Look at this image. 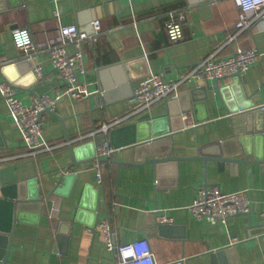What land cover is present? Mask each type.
<instances>
[{
	"label": "crops",
	"instance_id": "0c3cea01",
	"mask_svg": "<svg viewBox=\"0 0 264 264\" xmlns=\"http://www.w3.org/2000/svg\"><path fill=\"white\" fill-rule=\"evenodd\" d=\"M170 10L185 11L187 15L182 24L184 36L178 42L170 41L165 26ZM238 15L234 0H132L131 5L128 0H0V61L25 57L14 46L11 33L23 25L29 28L39 49L34 65L38 63L44 70L40 80L18 90L22 102L30 103L34 95L52 93L63 86L44 49L47 42L59 39V25L76 23L91 33L93 20H99L101 32L84 44L85 69L77 68V76L98 89L99 94L100 88L107 93L100 99L64 96L53 111H44L41 141L53 147L37 155L28 152L7 103L0 97V167L12 164L20 179L30 180L27 193L44 197L41 208L36 202H28L24 214L14 223L5 264H113L114 253L105 247L101 233L95 229L102 218L112 223L117 242L141 236L150 239L157 264L179 258H183V264H209V252L220 247L231 249L227 261L233 264H264V228L249 227V219L254 224L264 222V165L251 161L255 156H264V18L237 31ZM238 47L255 48L261 53L241 74L244 93L257 107L245 109L250 113L240 115L251 131L240 133L246 136L243 145L249 162L208 159L204 165L200 158L182 159L164 162L158 171L148 162L121 163L133 158L135 147L118 146L110 158L102 161L100 184L92 160L72 165L69 144L84 146L78 159L90 158V142L107 139L111 144L112 129L136 122L145 112L151 116L166 112L165 98L144 110L131 111L129 97L146 75L160 73L177 78L209 54L228 57ZM28 73L35 76L34 68ZM115 77H127L128 81L117 84ZM232 81L223 76L192 79L182 85L180 89L188 87L191 97L194 95L191 105L203 104L196 115L191 109L196 125L182 127L167 140L164 138L161 149L171 143L179 156L196 155L199 148L203 154L216 155L220 151L232 155L230 151L238 141L232 137L228 112L230 105L237 103L236 89L227 88ZM110 83L113 85L109 89ZM119 116L126 119L111 125L105 133L91 134ZM198 116L203 119L197 122ZM125 139L115 134L116 143ZM204 179L208 187L219 186L225 192L245 190L251 201L250 216L239 212L215 222L193 217L189 205ZM154 209L157 214L172 217L175 228L169 234L155 229L148 216Z\"/></svg>",
	"mask_w": 264,
	"mask_h": 264
},
{
	"label": "built area",
	"instance_id": "2783aa9c",
	"mask_svg": "<svg viewBox=\"0 0 264 264\" xmlns=\"http://www.w3.org/2000/svg\"><path fill=\"white\" fill-rule=\"evenodd\" d=\"M131 2L132 0H128V5H131ZM234 2L239 10L235 24L237 31L248 28L259 18H264V0H234ZM186 16L185 11H168L165 26L170 41L178 42L184 36L182 24ZM91 25L93 32L88 33L80 29L76 23L61 24L58 28L59 39L55 43L47 42L44 46L50 55L52 66L60 74L62 87H58L52 93L36 94L30 103H24L19 98L18 90L14 86L7 80H0V97L7 103L19 128L22 141L32 155H37L42 150L53 147V144L41 141L44 125L43 111L46 109L53 111L58 100L64 96L74 100L85 99L99 91L91 88L87 81L80 80L77 76V68L85 69L84 44L95 40L101 32L99 20H93ZM11 33L14 46L26 57L32 58L39 52L27 26H17L11 30ZM69 45L72 46V49H69ZM260 55L261 53L255 48L243 49L238 47L228 57L215 58L214 52L209 54L185 69L177 78H166L160 73H150L133 88L129 97L131 111L144 110L162 98L176 96L180 87L192 79L208 80L232 76L237 72L242 74ZM33 68L36 79L40 80L44 76L43 67L36 63ZM181 116L183 128L196 125L191 110L182 111ZM125 119V116L116 117L111 122H105L98 129H94L91 134L94 135L97 131L105 133L111 125L119 124ZM116 148L118 147L110 144L107 139L96 141L94 145L92 169L95 170L99 184L103 181L102 161L110 158ZM250 207L251 201H249L245 190L225 192L219 186H201L197 197L189 205L193 217L210 222L225 221L228 216L239 212L247 213L250 211ZM156 220L161 223L173 222L172 217L165 213L157 214ZM96 223L95 229L101 233L105 247L113 252L116 257L113 264H157L150 239L146 236L133 238L131 241L117 242L114 238L113 225L107 218H102ZM169 264H183V258Z\"/></svg>",
	"mask_w": 264,
	"mask_h": 264
},
{
	"label": "water",
	"instance_id": "95a60500",
	"mask_svg": "<svg viewBox=\"0 0 264 264\" xmlns=\"http://www.w3.org/2000/svg\"><path fill=\"white\" fill-rule=\"evenodd\" d=\"M36 62V55L32 58L24 57L21 60H4V62L0 61V79L7 80L12 86H14L17 90L23 89L25 85L31 86L33 82H35L36 77L30 75L28 72L32 70L34 63ZM232 78V83L227 88H235L234 90L235 97L237 103L234 101L233 106L229 109V116L232 118V132L233 136L236 141L237 145L232 148L230 153L232 155L223 154L219 151L216 155H208L203 154L199 148V152L196 155H182L179 156L174 151V146L171 143H168L161 149V145L163 143V139L173 136L172 133L180 130L183 127V120L181 116V112L185 110H193L195 115L197 114L198 108H200L203 104L202 103H193L191 105L190 100L194 97L191 92H189V88L185 87L180 89L177 92L176 98H172L170 96L165 97L166 99V112L163 115H154L151 116L149 112H145L142 114L136 122L128 123V125L120 126L118 128L112 129L110 132V139L111 143L115 146L121 147H135V155L132 159L129 160H122L121 163L125 164H147L152 163L154 168L160 171L159 169L161 164L164 162H178L182 159H202L205 165V162L208 159L219 160V161H229V162H249L250 160L247 158L244 150H247L246 147L244 149V139L245 135L240 136L242 132L248 133L251 132L250 129L245 126L243 123V117L241 112L250 113L249 109L257 108L253 107V101L244 93V87L242 86V79L240 72L229 76ZM128 78L131 80L133 76L130 74ZM127 77H123L122 79H117L115 77L114 83L117 84H125V81H128ZM217 79V78H216ZM113 83L108 85L111 88ZM208 84V88H211ZM218 88V85H215V88ZM32 89V88H30ZM102 93L99 92L93 93L89 98L93 99H100L104 95L106 96L107 93L103 91V88H100ZM110 91V90H109ZM193 93V92H192ZM250 99V100H249ZM244 109V110H242ZM251 109V108H250ZM45 111H52L46 109ZM239 111V112H237ZM44 112V111H43ZM42 112V113H43ZM207 117L206 114L203 118ZM200 116L196 117L195 120L198 122L202 120ZM163 125V127H160ZM261 128V127H260ZM257 130V128H255ZM253 130V129H252ZM123 135L125 141L123 143H116L114 141L115 134ZM67 139L70 140L69 136ZM94 142H90V146L92 147L90 158H82L78 159L79 155L81 154L80 151L84 146L77 145L73 146L69 144V152L72 157V165L77 164L78 162H87L93 159L94 156ZM223 141H221L222 143ZM166 143V142H165ZM144 150V152H142ZM227 153V152H226ZM145 155V156H144ZM243 155L241 158L240 156ZM107 160V159H104ZM103 160V161H104ZM251 161L257 162L261 165H264V156H255ZM13 165L7 164V166L0 167V260L1 264H5L7 262L8 252L11 246V235L14 231L15 225L14 223L19 220V216L24 214L25 212V205L28 202H36V204L40 207L41 203L44 200L43 198L35 196H30L26 190V188L30 186V180L27 178L20 179L16 173L13 172ZM203 187H208L207 182L203 181ZM51 193H49L50 195ZM33 195V194H32ZM48 195V196H49ZM41 208V207H40ZM38 212L40 211L37 210ZM158 213L157 209L150 211L148 216L151 218V221L154 223L155 229L160 234L166 235L170 233V230L175 228L172 222L161 223L155 220V216ZM248 216H250L249 212H247ZM249 219V218H248ZM253 225H259L260 227L264 228V222L259 224L252 223V220L249 219V227H253ZM231 249L229 247H220L217 250H212L209 252L210 260L209 264H233L232 261L227 257L230 254ZM230 262V263H229Z\"/></svg>",
	"mask_w": 264,
	"mask_h": 264
}]
</instances>
